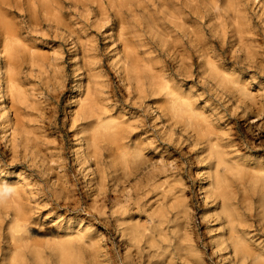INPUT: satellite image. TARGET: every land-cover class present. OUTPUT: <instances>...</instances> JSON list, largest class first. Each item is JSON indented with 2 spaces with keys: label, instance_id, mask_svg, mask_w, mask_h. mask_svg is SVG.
<instances>
[{
  "label": "rangeland",
  "instance_id": "374dc122",
  "mask_svg": "<svg viewBox=\"0 0 264 264\" xmlns=\"http://www.w3.org/2000/svg\"><path fill=\"white\" fill-rule=\"evenodd\" d=\"M262 186L264 0H0V264H264Z\"/></svg>",
  "mask_w": 264,
  "mask_h": 264
},
{
  "label": "bare ground",
  "instance_id": "6f19581e",
  "mask_svg": "<svg viewBox=\"0 0 264 264\" xmlns=\"http://www.w3.org/2000/svg\"><path fill=\"white\" fill-rule=\"evenodd\" d=\"M211 3H215V2H211ZM176 15H178V14H175V16ZM176 17H178V16H176ZM168 88V87H167ZM15 89V88H14ZM158 90V89H157ZM14 93V92H13ZM17 94H18V92H16ZM15 93V94H16ZM16 96V95H15ZM190 111V110H189ZM93 112H95L96 113V108H95V105H93V104H90L89 106H88V108H85V110H84V112H83V116L87 119V117L88 116H93V114H95V113H93ZM108 114V113H107ZM97 116H98V114H96ZM100 115V114H99ZM103 115H105V114H103ZM96 116V117H97ZM196 118V117H195ZM98 119L100 120V118L98 117ZM97 119V120H98ZM98 120V121H99ZM193 120V119H192ZM101 121V120H100ZM102 122V121H101ZM109 122V121H108ZM113 122V121H112ZM99 123V122H98ZM111 123V122H110ZM101 124V123H100ZM99 124V125H100ZM206 124V123H205ZM108 125V124H107ZM111 126V125H110ZM108 127V126H107ZM203 127V126H202ZM105 128V127H104ZM259 180L260 179H258V182H259ZM257 180H255V182H256ZM221 183L223 182V181H220ZM257 182V183H258ZM224 184V183H223ZM254 185H255V183H254ZM257 185H255V187H256ZM258 187H259V185H258ZM263 187V189H264V186H262ZM223 188H224V186H223ZM223 188L221 189V191H220V193L223 195V194H225V192L224 191H222L223 190ZM260 188V187H259ZM230 207H228V209H229ZM228 209H227V213H228ZM231 211V210H230ZM229 215L231 216V214L229 213ZM229 216V217H230ZM23 229V228H22ZM20 230V229H19ZM27 231V230H26ZM38 235V234H37ZM238 241V240H237ZM235 242L236 244L234 245L235 246V250L237 251V252H239V250H244V248H243V246L240 244V242L238 241V242ZM133 244V243H132ZM55 246V245H54ZM57 246V245H56ZM57 248L58 249H56L57 251L59 250V252H60V257H61V261H62V264H75V261H74V257H73V255H72V253H71V251L74 249V248H72V246H70V244H59L58 246H57ZM241 252V251H240ZM78 259H79V257L77 256V262H78ZM77 262H76V264H77Z\"/></svg>",
  "mask_w": 264,
  "mask_h": 264
}]
</instances>
